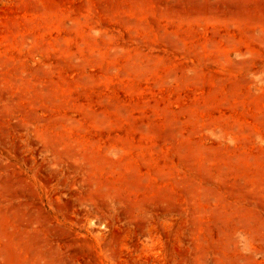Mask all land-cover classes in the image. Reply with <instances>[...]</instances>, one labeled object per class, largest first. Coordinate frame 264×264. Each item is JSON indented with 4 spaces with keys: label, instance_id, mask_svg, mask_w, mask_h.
Instances as JSON below:
<instances>
[{
    "label": "rangeland",
    "instance_id": "obj_1",
    "mask_svg": "<svg viewBox=\"0 0 264 264\" xmlns=\"http://www.w3.org/2000/svg\"><path fill=\"white\" fill-rule=\"evenodd\" d=\"M0 264H264V0H0Z\"/></svg>",
    "mask_w": 264,
    "mask_h": 264
}]
</instances>
